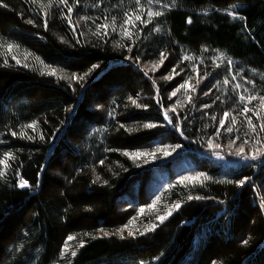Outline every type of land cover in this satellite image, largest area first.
I'll return each mask as SVG.
<instances>
[{
  "label": "trees",
  "instance_id": "trees-1",
  "mask_svg": "<svg viewBox=\"0 0 264 264\" xmlns=\"http://www.w3.org/2000/svg\"><path fill=\"white\" fill-rule=\"evenodd\" d=\"M47 3L0 0V43L16 45L11 51L0 48V158L5 152L14 157L6 168L0 165L5 171L0 264H264V160L235 164L238 160L222 161L215 154L236 158L234 150L243 139H264L261 120L244 114L223 83L235 75L264 96V0H152L151 5L141 0L145 9L151 6L163 15L147 25H127L135 40L144 35L134 44L119 33L126 13L141 14L135 0H69L71 24L64 5L57 0L42 10ZM141 18L148 19L146 12ZM103 23L107 36L103 28L96 33ZM161 51L167 59L153 70ZM221 53L225 63L217 66L212 58ZM185 55L199 62V75L182 60ZM45 65L64 78L46 75ZM189 76L196 89L187 91L191 103L185 89L171 96ZM132 100L147 107L137 108ZM165 111L173 123L164 119ZM225 111L230 115L221 128ZM232 115L237 123L228 133ZM33 121L34 129L25 127ZM149 122L157 127L144 128ZM209 140L220 147L210 148ZM230 140H235L231 149ZM164 145L180 147L167 157L157 153L148 163L122 155ZM201 172L209 179L179 183L182 176ZM244 177L250 179L243 187L226 182ZM149 178L148 197L134 202L133 185ZM20 179L31 187H17ZM188 195L204 199L188 200ZM157 197L155 207L162 211L148 219L154 207L138 217ZM176 202L179 209L163 223L156 219ZM134 217L132 237L127 230L123 239L100 231L115 233ZM150 223L155 230L140 235ZM65 243L68 250L61 257Z\"/></svg>",
  "mask_w": 264,
  "mask_h": 264
},
{
  "label": "snow or ice",
  "instance_id": "snow-or-ice-1",
  "mask_svg": "<svg viewBox=\"0 0 264 264\" xmlns=\"http://www.w3.org/2000/svg\"><path fill=\"white\" fill-rule=\"evenodd\" d=\"M33 2H35V0H33ZM56 2H57V0H48L47 5L41 4V9L42 10L50 9V8L53 7L54 3H56ZM77 2H78V0H77ZM147 2H148L149 5L152 4V0H147ZM58 3L60 5H64L67 8V13H68V16H69L68 23L71 24L72 21H71L70 17H71V14L73 13V7L69 6V0H58ZM135 3L137 5V7L140 9L141 14L133 13L132 16H129L126 13L123 25L120 26L121 30H120V33H119V35L127 37L129 40L133 41V44L135 43L134 33L129 31V28L127 27V25H131L134 28L135 24L133 23V21H139L141 24L147 25L148 23L152 22V18L161 17L163 15L162 11L154 10L151 6L148 7L147 9H145L143 7V5L141 4V0H135ZM3 6L6 7L7 5H3ZM165 7H167V5H165ZM145 12H146V15H147L148 19H143L142 20L141 16ZM46 15H47V11H45V16ZM228 15L232 16L234 19L236 18L235 14L233 12H229ZM84 19H87V17H84ZM105 19L107 20V18H105ZM239 19L244 20L245 18L243 16H240ZM26 22L28 24H32L33 20L29 19ZM192 22L193 21H192L191 18H189L188 21H187L188 24H191ZM112 25H113V31H115V25H116L115 17L112 18ZM44 27H45V29H47V27H48L47 20H45V22H44ZM101 28L105 29L104 35L107 36L108 35V32H107L108 24L107 23L97 24L96 25V33H99ZM155 31L159 32V31H161V29L160 28H155ZM14 47H16V45H14L12 43H7V42L0 43V48H6L8 51H11ZM128 51L131 52L132 48L129 47ZM204 51H207V49H204ZM28 55H30V54L26 53V58H27ZM159 57H160L159 61L153 63V70H155L160 65H162L164 63L165 59H167L166 54L163 51L159 52ZM12 59L15 60L17 64H21V60L18 59L15 55L12 56ZM36 59L39 60V57H36ZM134 59L136 61H139V56H136ZM192 59H194V58L189 57L187 55L182 57L183 61H189V60H192ZM222 59H224L223 53H221V55L219 57H213L212 58V63L217 64V66H219V61L222 60ZM5 63H7V60H5ZM201 63H203V61H201ZM227 65H228L229 72H231L232 67H233V62L230 59L227 60ZM23 66L24 67H28V64L24 63ZM93 67L96 68V67H99V66L98 65H94ZM177 67H178V65H177ZM45 69H46V72H45L46 75L57 76V70L55 68H52V67H50L48 65H45ZM173 71H175V68H173ZM192 72H194L197 75H199L198 65H193ZM88 74L89 73H85V76H87ZM145 75H147V73H145ZM57 78L58 79H63L64 77L62 75H59V76H57ZM72 78L73 79H83L82 77H80V78L72 77ZM162 78L171 79L172 77L171 76H163ZM206 78H207V75H205L204 77H201V79H206ZM191 79H192L191 76L187 77L184 80V82L181 83L179 85V87L176 88V90L171 93V96L175 97L177 95V93L181 89H185L186 90L185 91V97L188 100V102L191 103L192 102V96L188 95L187 91L191 90L192 92H195V90H196L195 87H192V85L190 84V80ZM235 79H236V76L233 75L232 76V80H235ZM153 83L155 84L154 81H153ZM197 83H199V80L197 81ZM223 83H224V85H228L229 84V80L227 78H225L223 80ZM235 87L239 88L241 86L239 84H237V85H235ZM204 94L207 95L208 93L205 92ZM245 99H246V97L243 96V95H241L239 97L240 101H244ZM247 99L250 102L251 100L257 99V97L248 96ZM259 100H260L261 105L264 106V96H260ZM178 103H180V102L178 101ZM132 104H134L137 108H140V107H145L146 108L147 107V105L138 104L136 100H132ZM204 106L208 107L207 104H205ZM170 111L175 112L176 108L173 107ZM250 111H252V110L248 107L247 104H245L243 109H242V112L244 114H247ZM254 114L257 115V119L261 120V123L259 125V129H260L261 132H264V117H261L258 113H254ZM229 115H230V113L225 111L223 113V118L219 119V125H220L221 128H223L225 126L226 120L228 119ZM245 118H246V121H247L248 129L251 131V133L256 134L257 127H256V125L253 124V121H252L251 117L246 116ZM164 119L167 120L170 124L173 123V120L170 118L168 111H165ZM212 119L215 120L216 117H212ZM236 123H237L236 116L232 115L231 116V124H230V126L227 127V132L228 133H232L234 131V126L236 125ZM35 124H36V122L33 121L31 124H28L25 127L34 129L35 128ZM120 127L124 128V125L121 124ZM143 127L146 128V129H152V128H156L157 125L155 123L149 122V123L143 124ZM127 130L128 131H133V129H127ZM177 131H179L178 128H177ZM12 135L16 136L17 133L13 132ZM20 135H21V137H25L26 134L22 131L20 133ZM245 135L247 136L248 133H246ZM26 138L27 139H33V137H31V136H27ZM40 138L43 139V136H41ZM237 138L239 139V137H237ZM251 141L252 142L250 143L249 139H243L242 143L237 148H235L234 154L236 156L242 158L243 160H251V161L264 160V139L259 138L258 135H253L251 137ZM208 144H209V147L213 148V149H218L220 147L219 144H214L212 140H209ZM233 144H235V140H230L229 141V145H228L230 149L232 148ZM245 145L249 146L250 151H247V152L245 151ZM178 147H180V145H175L174 147L171 146V145H164L163 147H156L155 149H151L149 151H124V152H122V155L127 156L134 163L136 162V160L138 158L144 157V162L148 163L150 159H156L157 158V155H156L157 153H160L163 156L167 157V156H169L171 154V151H175V148H178ZM215 154L217 156L220 155L219 152H216ZM13 158L14 157H13V154L11 152H5L4 155H3V158H0V165H3L6 168L8 166L6 162L8 160H10V159H13ZM101 163H103V161H101ZM4 176H5V171L0 170V178H3ZM208 179H209V177L207 175H205L203 172H201V173L195 174L194 176H182L180 178V180H179V183L184 184L186 181L190 182V183L193 182V181L202 182V181H206ZM249 179H250V177H244L243 179H239V180H236V181L229 180V181H226V182L229 183V184L235 183V185L237 187H243L245 185L246 181H248ZM16 186L21 188V189L31 187L29 181H27L25 179H20ZM159 199L160 198L157 197V201H154L153 204L148 205L147 207L154 208L156 202H158ZM187 199L188 200H193V199L200 200V199H204V197H201V196L193 197L192 195H188ZM179 207H180V203L179 202H176L175 204H172L171 206L168 207V209H167V211L165 212L164 215H158L156 217V219L159 220L161 223H163V221L165 219H167L168 216H170L172 214V211L176 210V209H179ZM144 211H145L144 208L140 209L141 213H143ZM134 221H135V217L133 218V221H130L129 224L124 225V227L118 229L115 233L104 232L102 229L100 231L102 232L103 236H109V235L114 234V235L120 236V238L123 239L124 238L123 233L125 232V230H127L128 236L132 237V236H134V233H133V231H132V229L130 228L129 225L131 223H133ZM155 228H156V225L150 223V224H148V225H146L144 227L143 231H140L139 229L137 231H140V235H144L147 232L154 231ZM85 235L87 236V235H90V234L85 233ZM91 238L92 239H96L95 236H91ZM73 239H75V237H73V236H68L67 237V240H69V241L73 240ZM244 243L246 244L247 241L245 240ZM79 246L81 248L84 247V241L83 240L80 241ZM67 250H68V245H67V243H65L64 244V248L61 251V257L64 256V253ZM76 255H77L76 251H72L71 252V256L72 257H75Z\"/></svg>",
  "mask_w": 264,
  "mask_h": 264
},
{
  "label": "rangeland",
  "instance_id": "rangeland-1",
  "mask_svg": "<svg viewBox=\"0 0 264 264\" xmlns=\"http://www.w3.org/2000/svg\"><path fill=\"white\" fill-rule=\"evenodd\" d=\"M143 36L144 35H141V36L137 37L136 39L137 40H141ZM137 40H135V41H137ZM186 62H187L188 66L191 69H192L193 65H198V63H199L198 61H195L193 59L189 60V61H186ZM224 63H225L224 59L219 61L220 65H223ZM237 84H239L241 87L236 88L235 85H237ZM252 85H253V83L251 81L244 80V79H239L238 77H236L235 80L231 79L229 81V84L228 85H224V87H226V92L228 94H230L231 97L235 98L239 102L240 105H242V106H244L245 104L248 105V107L252 110V111L248 112V114L249 113H258V114L264 113V106L261 105L260 100H259V97L262 96V95L254 94L252 92V89H250V87L253 88ZM241 95L246 97V99L244 101H240L239 100V97ZM248 96H255V97H257V99L251 100L249 102L248 99H247ZM217 158L222 160V161L238 160V161H236L235 164L248 163V162L251 161V160H243L240 157L234 158L231 155H227V157H225V156H217ZM261 161L262 160H257L255 162L259 163ZM152 181H153V178H149L147 180H143L142 182L135 183L133 185V188H132L131 199L135 202V201L139 200L140 198L148 197V195H146L147 193L145 192L146 190L144 188L149 186V183L152 184ZM147 206H145V208H144L146 211L150 210V208L147 207ZM155 208L156 209L153 212H151L150 214H146L149 217L148 219H150V217H152L156 212L160 213L162 211L160 207H155ZM262 209L264 211V205L262 206ZM151 210H152V208H151ZM141 214L142 213L139 211L138 217Z\"/></svg>",
  "mask_w": 264,
  "mask_h": 264
}]
</instances>
